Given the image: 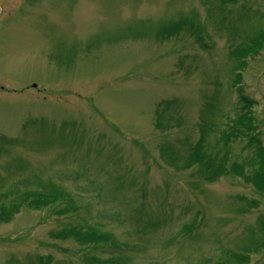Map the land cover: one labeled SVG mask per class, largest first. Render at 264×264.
I'll return each instance as SVG.
<instances>
[{
	"label": "rangeland",
	"instance_id": "374dc122",
	"mask_svg": "<svg viewBox=\"0 0 264 264\" xmlns=\"http://www.w3.org/2000/svg\"><path fill=\"white\" fill-rule=\"evenodd\" d=\"M262 31L264 0H0V264H264L229 127L239 75L264 147Z\"/></svg>",
	"mask_w": 264,
	"mask_h": 264
},
{
	"label": "trees",
	"instance_id": "16d2710c",
	"mask_svg": "<svg viewBox=\"0 0 264 264\" xmlns=\"http://www.w3.org/2000/svg\"><path fill=\"white\" fill-rule=\"evenodd\" d=\"M250 47L247 50L248 52L244 55H247L249 52H254L256 49L264 44V31L260 32L258 35L253 37L250 40ZM235 82V92L238 97V102L240 104V108L236 114V117L231 120L230 130L236 129L241 131V138L244 139L245 148H249L250 155L252 157V162L255 160L256 167L252 172H244L243 164L234 163L230 168V171L234 174L242 177L243 181L248 184H252L254 189L264 194V147L261 143V140L256 132L255 118L253 114V102L249 100L243 93L240 88V76L236 75ZM232 134L225 135V142L227 139H230ZM195 156H197V160L199 159V152H195ZM196 159V158H195ZM211 179L217 177L219 174L217 170H214L212 173ZM210 180V179H209ZM8 217L5 218V221ZM102 239L104 241H110L112 243L116 242L111 238L110 235L99 234L96 239Z\"/></svg>",
	"mask_w": 264,
	"mask_h": 264
}]
</instances>
